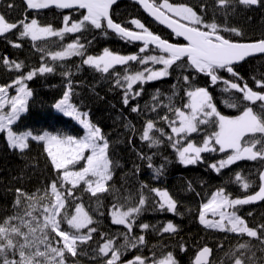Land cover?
<instances>
[{
    "label": "snow or ice",
    "instance_id": "6c2138e0",
    "mask_svg": "<svg viewBox=\"0 0 264 264\" xmlns=\"http://www.w3.org/2000/svg\"><path fill=\"white\" fill-rule=\"evenodd\" d=\"M134 2L142 6V10L156 23L171 30L175 37L183 38L186 43L169 42L161 35L155 34L139 18H132L129 21L133 28L116 22L111 10L117 0H24L29 11L53 8L72 10L80 13V18L74 19L72 12H69L62 16V27L55 29L51 24L41 25L37 18L29 19L27 13L18 21H10L5 13H0V37L20 29L18 40L30 38L32 42H49L50 38L56 37L62 42L66 35L82 33L83 30L90 28L100 30L104 37L111 31L127 44L140 42L142 46L135 54H120L104 47L101 54L86 55V45L77 37L74 41L63 44L60 50L47 52V56L53 62L81 57L82 65L101 74H110L114 78L115 87L123 89L122 103L125 106L130 105V99L142 94L144 84L169 77L170 69L174 65L178 68H190L196 74L205 75L210 78V86H216L222 81L224 88L221 91L229 95V99L222 103L232 109L240 108L239 115L222 114L208 87L196 86L188 75H183L181 80L186 86L187 103L182 107L161 105L171 113L172 118H169L168 114L159 117L170 129V133L165 132L162 127H157L152 119H148L139 139L148 142L149 148L158 147L162 140L156 135H150L155 129L160 137H167L179 163L183 166L202 162L204 153H222L225 158L209 165L216 173L242 160L264 162V79L254 80L261 90H253L246 82H237L243 78L234 68L248 57L264 54V39L235 42L226 38L221 33L231 32L235 35L241 33L235 28L222 27L214 20L206 22L203 16L188 4L172 3L170 0ZM262 3L264 0H216V7L227 15L225 10L229 8L234 10L236 4L259 6ZM13 7L12 3L7 4L9 10ZM203 10L202 6L201 11ZM9 43L13 47H21L18 42ZM91 43V40L88 41L89 45ZM150 46L153 52L158 51L159 54H146ZM40 51L44 52L45 49L41 48ZM43 60L44 57L41 56V61ZM130 62L145 67L129 73L127 66ZM3 64L15 70L24 68L23 62L10 61L7 57L3 59ZM148 65L151 67H147ZM156 65L161 67L156 68ZM116 66H125V74L110 72ZM221 70L236 79L221 78L218 75ZM55 71L53 66L42 63L38 68L21 73L11 82L0 85V134L6 133L5 142L8 147L23 153L30 148V141L38 143L56 175V179L49 184L48 203L38 212L32 197L17 189V198L13 206L15 214L0 220V264H68V258H75L78 248L91 241L94 234L101 238L102 243L97 242L95 254L104 259V264H178L172 252H167L159 259L153 252L150 260L141 255H135L127 261L121 260L123 250L144 245L143 235L129 241L136 217L142 213L146 204V197L142 191L138 193L139 199L135 206L129 205L125 210L123 204L112 205L111 222L126 228V231L120 234L124 237V244L117 246L114 238L99 233L96 227H91L95 222L76 192L83 186V192L97 199L98 194L108 192V182L113 180V162L108 155L109 141L102 133V129L91 122L87 111H81L72 102L76 93L70 79L62 98L54 104V108L63 115L73 118L83 127L85 133L82 137L46 130L36 134L32 131L19 133L14 131L21 114L28 111L30 98L33 97L28 82L38 75L53 74ZM60 75L70 77L71 72L65 69ZM137 84L141 87L134 91V85ZM175 87L176 85H173L174 89ZM13 90L15 94H10ZM233 92L240 94L239 100ZM160 95L157 90L153 100H157ZM167 99L172 101L173 97L169 96ZM131 111L140 112L139 105L131 107ZM152 111H156V106L152 107ZM126 127L132 128L131 123ZM213 127L215 131H207ZM202 132L204 136L199 144L190 139L192 134ZM137 157L139 160L147 161L148 167L152 168V156L137 153ZM164 167L162 164L154 169L155 178H159ZM135 172H139L138 166ZM235 180L237 183L243 181L241 186L244 190L252 187V183L240 174H236ZM258 180V191L243 198H233L224 188H218L207 202L202 203L198 212V222L208 229L240 236L246 234L247 237L257 238L264 244V224L250 227L236 211L237 206L264 202V170H258ZM140 187L144 189L147 185L141 184ZM149 192L154 197L153 210L177 212V201L167 189L151 188ZM21 197L28 201L22 212ZM68 207H72V214H69ZM65 224L67 229L63 227ZM139 227L148 230L150 225L143 223ZM177 231L178 228L172 221H168L162 227L163 233L173 234ZM185 250L181 245V251ZM237 251H240L239 256L236 255ZM250 251L248 244H240L238 249L230 251L228 256L234 258L232 264H245V260L247 264H255V253L245 256V252ZM211 252L212 249L209 247H202L195 255L193 264H208L207 257Z\"/></svg>",
    "mask_w": 264,
    "mask_h": 264
},
{
    "label": "trees",
    "instance_id": "16d2710c",
    "mask_svg": "<svg viewBox=\"0 0 264 264\" xmlns=\"http://www.w3.org/2000/svg\"><path fill=\"white\" fill-rule=\"evenodd\" d=\"M159 2V0H157ZM172 3H184L193 7L201 14L206 22L215 21L222 27L235 28L241 35L231 32H223L233 41H255L264 39V3L259 6H244L236 4L235 9L229 8L225 12L216 7V0H170ZM12 3L14 7L9 10L7 4ZM204 10L201 11V7ZM84 10H80L83 12ZM113 19L126 27L133 28L129 23L132 18H139L155 34L172 42L182 43L173 33L152 21L144 11L134 2L123 0L112 7ZM72 10L48 9L41 11H29L23 0H0V13H5L10 21H18L27 13V17L37 18L41 25L51 24L55 29L62 27V16L69 14ZM74 19L80 18V13L72 12ZM14 30L0 37V85L11 82L21 73L38 68L42 63L53 66L56 71L53 74L38 75L28 82V87L33 91L30 98L28 111L21 114L20 120L14 126V131H32L34 134L42 131L63 132L82 137L85 130L71 117H67L54 108V104L62 98L66 89L67 81L70 79L76 95L72 102L81 111L89 113L92 123L102 129V133L109 141V158L113 162V180L108 182L109 191L90 197L88 193L78 189L76 194L81 197L86 210L92 216L94 224L99 233L107 234L116 241V245L124 244V237L120 235L126 231L125 226L114 225L111 222L110 212L113 204H123L126 207L135 206L141 191L146 197V204L142 213L136 217V222L129 235V241L141 235L144 236V245L137 248H127L121 260L133 258L135 255L162 258L167 252H172L178 264H193L196 253L204 246L212 248L210 264H232L234 258L228 253L236 251L240 244H248L251 251L245 252V256L255 253V264L264 262V244L257 238L240 236L239 234L208 229L198 222V212L203 202H207L211 194L218 188H224L233 198L244 197L258 190V170H262L264 162L242 160L236 164L216 173L209 165L225 158L219 152L202 154V162L196 165L183 166L179 163L175 150L170 146L167 137H160L153 130L150 135H156L162 140L158 147L149 148L148 142L139 139L142 135L145 122L152 119L157 127L164 128L170 133L167 125L159 119L165 114L171 117V113L161 105L171 104L182 107L187 103L185 95L186 86L181 80L183 75H188L192 83L200 87H208L212 94L218 110L224 115L235 116L240 114V108L232 109L226 107L222 101L229 99V95L221 91L224 88L222 81L216 86H210V78L203 74H196L190 68H178L174 65L170 69V76L157 81L148 82L143 85V92L139 97L130 99V105L122 103L123 89L115 87L114 78L110 74H101L88 66L82 65L81 57H71L63 62H53L47 56L49 51H58L63 44L74 41L77 37L86 45V55H98L104 47L120 54H135L142 44H127L116 37L111 31L107 37L101 35L100 30H83L82 33L66 35L61 42L59 38H50L49 42H32L30 38H20ZM95 37V39H93ZM92 41L91 45L88 41ZM12 43H20L21 47H13ZM45 51L41 52L40 49ZM146 54H158L150 50ZM41 56L44 60L41 61ZM7 57L10 61L23 62L22 70H15L3 64ZM129 73L142 70L135 62L127 66ZM147 67H151L148 65ZM156 68L161 67L156 65ZM235 71L242 77L253 90L261 89L254 80L264 79V55L247 58L244 62L234 66ZM65 69L71 72L70 77L60 75ZM121 75L125 74V66H116L114 70ZM218 75L223 79L235 80L231 74L221 70ZM194 78V79H193ZM173 85H176L175 89ZM141 85H134V91L139 90ZM157 90L161 93L157 100H153ZM14 90L10 94H13ZM175 93V94H174ZM239 100L240 94L233 92ZM172 96V101L167 97ZM159 102V103H158ZM139 105L140 112L134 113L131 107ZM156 106V111L152 107ZM242 107V106H241ZM258 110V109H257ZM131 123L132 128L126 125ZM203 127V126H202ZM208 132L215 131L210 128ZM204 133L192 134L190 139L199 144ZM6 141V133L0 134V220L15 214L14 204L17 198V189L30 196L36 204V211L48 203L50 194L49 184L56 179L50 162L43 153L42 147L30 141V148L21 153L19 150H11ZM137 153L152 156V168L148 167L147 161L139 160ZM165 159L167 163L165 164ZM165 165L159 178H155L154 169ZM139 167V172L135 168ZM236 174H240L252 183V187L244 190L242 183L235 180ZM141 184L147 185L141 189ZM191 185V190H189ZM151 188L167 189L177 201V212L169 213L153 210L154 197L149 192ZM199 193V195H197ZM21 209L28 201L21 197ZM237 214L244 218L250 227L264 224V202L237 206ZM72 214V207H68ZM35 214V213H34ZM251 214V215H250ZM172 221L178 228L173 234L163 233L162 227ZM147 223L148 230H142L139 225ZM67 229V225H63ZM97 242L102 243L99 235L94 234L93 239L78 248L75 258H68V264H104V259L95 254ZM181 245L185 251H181ZM243 251V250H241ZM240 255V251L236 252ZM247 264V260H245Z\"/></svg>",
    "mask_w": 264,
    "mask_h": 264
},
{
    "label": "water",
    "instance_id": "95a60500",
    "mask_svg": "<svg viewBox=\"0 0 264 264\" xmlns=\"http://www.w3.org/2000/svg\"><path fill=\"white\" fill-rule=\"evenodd\" d=\"M24 1V0H23ZM120 1H123V0H117V3L118 2H120ZM129 1H132V2H134V0H129ZM116 3V4H117ZM134 3H136L141 9H142V6H140L137 2H134ZM114 6V5H113ZM39 11H41V10H39ZM145 13V12H144ZM146 14V13H145ZM147 15V14H146ZM148 16V15H147ZM149 17V16H148ZM150 18V17H149ZM152 21H154L152 18H150ZM155 22V21H154ZM156 23V22H155ZM158 24V23H157ZM158 25H160V24H158ZM160 26H162V25H160ZM162 27H164L165 29H167L165 26H162ZM167 30H169V29H167ZM170 32H171V30H169ZM172 33V32H171ZM178 38H180V37H178ZM183 42L182 43H186V41L183 39V38H180ZM169 42H172V41H169ZM235 42H248V41H235ZM138 44H141L140 42H137ZM172 43H176V42H172ZM259 55H264V54H256V55H254V56H251V57H255V56H259ZM248 58H250V57H248ZM247 59V58H246ZM245 59V60H246ZM244 60V61H245ZM244 61H242V62H244ZM242 62H239L238 64H240V63H242ZM238 64H236V65H238ZM263 170H264V168H263ZM258 191V190H257ZM256 192V191H255ZM254 192V193H255ZM254 193H251V194H254ZM251 194H249V195H251ZM256 203H260V202H255V203H253V204H256ZM207 247H209L210 249H212L210 246H207ZM198 253V252H197ZM196 253V254H197ZM211 258H212V252H211V254L207 257V260H208V264H210V261H211ZM130 259H132V258H130ZM130 259H127V260H130ZM127 260H123V261H127ZM193 261H194V258H193Z\"/></svg>",
    "mask_w": 264,
    "mask_h": 264
},
{
    "label": "rangeland",
    "instance_id": "374dc122",
    "mask_svg": "<svg viewBox=\"0 0 264 264\" xmlns=\"http://www.w3.org/2000/svg\"><path fill=\"white\" fill-rule=\"evenodd\" d=\"M159 54V53H158ZM11 93V92H10ZM13 94H15V93H13ZM6 110H10V109H6ZM239 115V114H238ZM74 120V119H73ZM75 121V120H74ZM77 122V121H76ZM78 123V122H77ZM79 124V123H78ZM207 130H209V129H207ZM79 167V166H78ZM236 198V197H235ZM240 198V197H239ZM230 211H231V209H230ZM238 215V214H237ZM209 218H211V216H209Z\"/></svg>",
    "mask_w": 264,
    "mask_h": 264
},
{
    "label": "flooded vegetation",
    "instance_id": "af4514ba",
    "mask_svg": "<svg viewBox=\"0 0 264 264\" xmlns=\"http://www.w3.org/2000/svg\"><path fill=\"white\" fill-rule=\"evenodd\" d=\"M264 168V167H263ZM263 168H262V170H263ZM257 191V190H256ZM254 193V192H253ZM249 195V194H248ZM247 196V195H246ZM245 197V196H244ZM237 198V197H236ZM240 198H243V197H240Z\"/></svg>",
    "mask_w": 264,
    "mask_h": 264
}]
</instances>
